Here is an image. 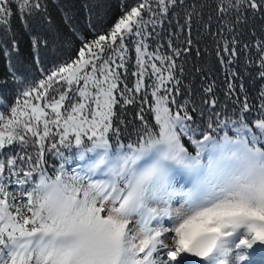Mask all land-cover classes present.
<instances>
[{
    "label": "snow or ice",
    "instance_id": "1",
    "mask_svg": "<svg viewBox=\"0 0 264 264\" xmlns=\"http://www.w3.org/2000/svg\"><path fill=\"white\" fill-rule=\"evenodd\" d=\"M184 3L124 5L112 24L77 37L76 58L41 64L38 82L21 80L9 63L17 93L0 105V264H264V87L258 108L247 97L241 104V113L256 109L251 118L225 119L213 99L212 114L205 120L201 110L198 121L195 106L177 102L176 61L193 41L181 49L169 38L167 53L149 41ZM214 11L217 34L231 36L216 52L220 63L247 53L264 80V36L242 48L236 39L239 25L264 20V0H218ZM13 16L26 26L50 21L46 0H0L5 37ZM0 44L11 61L14 35ZM48 44L31 37L35 56ZM118 104L139 106L127 137L114 127Z\"/></svg>",
    "mask_w": 264,
    "mask_h": 264
},
{
    "label": "trees",
    "instance_id": "2",
    "mask_svg": "<svg viewBox=\"0 0 264 264\" xmlns=\"http://www.w3.org/2000/svg\"><path fill=\"white\" fill-rule=\"evenodd\" d=\"M133 2L134 0H46L50 21H45L42 26L33 20H29L26 26L16 16H13L7 36L5 37L4 32L0 31V39H7L10 42L14 35L18 44L17 51L11 53L13 57L11 61L0 57V105H12L17 93L16 84L9 73V63L14 66V71L21 80H26L28 84H31L33 80L38 82L43 78L41 64L47 68L52 65L53 61H62L68 57L76 58V53L81 46L78 36L90 37L92 26H98L101 23L112 24L121 15L122 7L131 5ZM217 3L218 0H185L184 6H178L174 15L170 13L172 18L165 20L163 27L158 29L161 32L159 40L150 39L149 43L152 47L160 43L164 46L162 50L167 53L169 38L181 49L187 46L184 43L186 39L193 41L190 51L186 54L182 53L176 61V75L181 82L177 85L180 94L175 99L179 103L187 100L189 109L195 106L197 111L192 114L198 121L201 110L204 111L205 120L212 114L213 109L210 107V102L213 99L217 101L215 111L221 117L237 119L243 115L251 118L258 115L256 109L241 113V104L247 97V102L258 108L259 91L264 87V80L258 77L254 67L249 66L246 59L247 53L241 52L231 65L220 63L216 52L222 46L223 40L231 39V36L227 32L222 35L217 34L220 29L219 20L214 11ZM187 12H193L190 31L184 25ZM262 28H264V20L258 17L250 18L246 25H239L236 35L239 41L237 47L242 48L246 41L254 43L256 37L264 36ZM172 31L177 32L178 35L170 37ZM253 31L255 37L252 35ZM37 33L47 36L49 41L48 48L42 50L39 56L33 54L31 46V37ZM3 46L0 44V47ZM134 58L135 52L131 50L129 52V73L134 70ZM181 67L183 68L182 73L180 72ZM4 81L7 82L4 83ZM133 81L134 78L129 75V86ZM229 83L235 86L231 95L227 94ZM120 86L123 87V85ZM209 86L213 89L212 93L205 91ZM149 100H151L150 96ZM138 107V105H129L121 109L119 104L115 106L117 116L113 118L114 127L118 126L124 137H127L129 129L139 124V121L134 118ZM146 115L151 116L150 113ZM121 119L124 123H120ZM110 135L113 134L110 133ZM58 165V158L50 159L48 171L51 175L54 176V169Z\"/></svg>",
    "mask_w": 264,
    "mask_h": 264
}]
</instances>
